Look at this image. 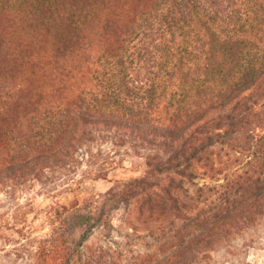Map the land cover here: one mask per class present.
I'll use <instances>...</instances> for the list:
<instances>
[{"label":"trees","instance_id":"obj_1","mask_svg":"<svg viewBox=\"0 0 264 264\" xmlns=\"http://www.w3.org/2000/svg\"><path fill=\"white\" fill-rule=\"evenodd\" d=\"M105 134L133 137L145 174L56 207L44 264H85V240L132 199L136 229L181 220L153 264H193L253 223L264 213V0H0V185L88 159ZM216 145L244 163L224 168Z\"/></svg>","mask_w":264,"mask_h":264},{"label":"rangeland","instance_id":"obj_2","mask_svg":"<svg viewBox=\"0 0 264 264\" xmlns=\"http://www.w3.org/2000/svg\"><path fill=\"white\" fill-rule=\"evenodd\" d=\"M136 144L133 137L105 134L87 144L92 153L88 159L79 153V163L48 169L39 180L0 185V264H44L39 251L52 230L56 207L83 204L93 195L100 198L116 180L145 174L142 158L136 154L144 149ZM210 155L230 169L245 160L244 155L220 145ZM111 165L114 168L106 178H95ZM196 169V182L205 183L209 179L205 168L197 165ZM135 208L133 199L121 202L111 210L108 225L93 229L80 248L85 264H153L164 253L167 234L181 226V220L136 229ZM193 264H264V213L236 229L215 249L202 252Z\"/></svg>","mask_w":264,"mask_h":264}]
</instances>
